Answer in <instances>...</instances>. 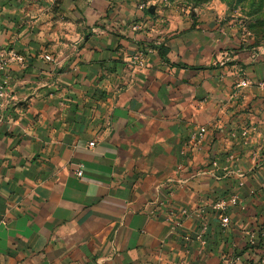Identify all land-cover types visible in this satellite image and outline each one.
<instances>
[{"label":"crops","instance_id":"crops-1","mask_svg":"<svg viewBox=\"0 0 264 264\" xmlns=\"http://www.w3.org/2000/svg\"><path fill=\"white\" fill-rule=\"evenodd\" d=\"M236 41L166 2L2 0L0 264H261L264 60Z\"/></svg>","mask_w":264,"mask_h":264},{"label":"rangeland","instance_id":"rangeland-1","mask_svg":"<svg viewBox=\"0 0 264 264\" xmlns=\"http://www.w3.org/2000/svg\"><path fill=\"white\" fill-rule=\"evenodd\" d=\"M145 4L147 0H137ZM166 2L191 18L212 19L229 31L240 50L264 60V0H149ZM235 36V37H233ZM264 62V61H263Z\"/></svg>","mask_w":264,"mask_h":264},{"label":"built area","instance_id":"built-area-1","mask_svg":"<svg viewBox=\"0 0 264 264\" xmlns=\"http://www.w3.org/2000/svg\"><path fill=\"white\" fill-rule=\"evenodd\" d=\"M2 0H0V4H1ZM44 59L46 61H51L49 56H44ZM24 57L22 55H20L19 53L15 52L14 50H6L3 48H0V76L1 74L10 66L12 65H19V66H24ZM252 83L249 80H240L238 82V87L239 88H245L250 86ZM258 88H264V80L262 81H257L255 84ZM6 98V83L0 80V106H2L3 101ZM0 123H1V116H0ZM205 129L204 128H200L198 133L194 136V139L196 141H199L202 138V135L204 134ZM83 173L81 170H78L75 173V176L80 178L82 177ZM231 203V202H230ZM234 203V202H233ZM232 203V204H233ZM228 202L225 201H218L214 204V207L219 210L220 212L225 211L227 206H228ZM221 222L223 225H226L228 223V218L222 216L221 217ZM202 230L205 231L206 230V225L202 226ZM197 239H200L199 236H197ZM261 264H264V260H261Z\"/></svg>","mask_w":264,"mask_h":264},{"label":"trees","instance_id":"trees-1","mask_svg":"<svg viewBox=\"0 0 264 264\" xmlns=\"http://www.w3.org/2000/svg\"><path fill=\"white\" fill-rule=\"evenodd\" d=\"M159 53H161L162 47H158Z\"/></svg>","mask_w":264,"mask_h":264}]
</instances>
